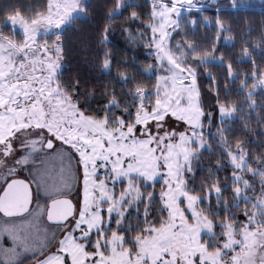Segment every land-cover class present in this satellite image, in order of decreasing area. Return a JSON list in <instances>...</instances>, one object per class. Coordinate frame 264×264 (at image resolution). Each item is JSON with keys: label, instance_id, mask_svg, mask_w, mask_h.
Returning a JSON list of instances; mask_svg holds the SVG:
<instances>
[{"label": "rangeland", "instance_id": "374dc122", "mask_svg": "<svg viewBox=\"0 0 264 264\" xmlns=\"http://www.w3.org/2000/svg\"><path fill=\"white\" fill-rule=\"evenodd\" d=\"M219 1L149 0L153 7L152 54L156 60L162 59L184 73L186 83L166 76L158 66V87L151 94L154 106L151 109L143 106L130 127L122 121L111 126L109 122L84 116L59 85L57 68L63 66L59 37L74 20L85 16L87 0H64L67 7H62L60 0H49L47 13L35 20L20 15L9 18L5 26L22 36L21 39L6 37L0 26V194L12 179H25L34 191V208L38 203L37 189L27 169L35 156L50 152L45 149L47 141L57 145L51 152L63 151V162L68 153L71 154L78 170V191L71 197L76 204V215L61 226L62 233L54 247L59 246L68 255L70 264H91L93 256L96 264L264 263V247H260L264 245V188L259 198L252 202L246 191L255 185L242 173L248 168L247 155L242 149L231 155V163L239 171L234 179L238 184L237 197L252 203L249 220L243 229L225 223L219 226L221 232L217 234L216 225L201 211L202 200L186 189L187 176L195 172L201 154L208 149L207 128L203 127L204 112L196 71L187 63L192 49L179 43L171 46V41L184 17L220 11L219 7H213ZM231 1L234 10L261 9L264 4V0ZM52 4L57 6L56 13H66L58 24L52 20L56 14L52 12ZM9 21L18 25L15 31ZM61 25L63 28L59 30ZM26 48L29 54L33 49L38 52L46 49L47 52L44 59L39 56L31 59L27 71L17 69L26 79V83L17 87L12 83L15 75L9 76L7 81L4 77L13 67L9 56L23 53ZM202 63L219 62L203 58ZM105 69L107 71L109 66ZM261 92L264 93V75L252 91ZM151 95L138 92L142 100ZM234 112L235 109L222 108L221 120H232ZM53 166L45 163L36 174L41 175L40 178L45 174L48 177ZM62 178L52 195H65L72 187V180H68L64 170L59 168L56 179ZM135 178L145 186L162 183L165 188L161 201L168 212V221L162 227L144 228L141 236L128 241L116 234L109 240L99 238L94 244L96 251L87 252V243L80 241L102 230L104 211L109 222L114 217L122 224L127 210L136 207L143 198ZM252 193L258 192L253 189ZM47 194H50L48 190ZM211 195L220 198L221 191L214 189ZM41 216L40 211L27 221L0 218V264H18L26 255L41 252L43 246L32 248L43 233L38 220ZM210 246L214 249L209 250ZM53 259L63 264V256ZM40 260L30 264H40Z\"/></svg>", "mask_w": 264, "mask_h": 264}, {"label": "trees", "instance_id": "16d2710c", "mask_svg": "<svg viewBox=\"0 0 264 264\" xmlns=\"http://www.w3.org/2000/svg\"><path fill=\"white\" fill-rule=\"evenodd\" d=\"M48 4L49 0H0V26L4 35L12 40L21 39L22 36L5 26L6 21L18 15L35 20L47 13ZM232 6L231 0H220L213 6L219 7L220 11H215L220 13L209 11L184 17L171 41V46L179 43L192 49L187 63L199 72L208 149L201 154L195 172L187 176L186 189L202 200L201 211L216 225L217 234L221 232L219 226L225 223L243 229L247 222L241 217L246 216L248 221L252 209L251 202L235 193L238 184L234 179L239 171L232 165L231 155L237 149L247 155L248 168L242 173L255 185L246 191L252 202L264 188V93H252L257 80L264 75V4L261 9L234 10ZM84 13L83 18L74 20L59 37L63 57V66L57 68L59 85L84 116L109 122L111 126L122 121L130 127L143 106L153 108L155 101L151 94L158 87V64L151 49L152 4L149 0H88ZM132 37L135 42H131ZM203 58L219 63L204 64ZM106 60L110 61L107 71ZM140 91L151 96L142 100L138 97ZM222 108L235 109V117L222 121ZM62 153V150L40 153L28 167V177L36 185L38 198L28 215L8 219L0 214L4 221H27L41 211L38 220L43 233L32 248L43 246V251L55 247L63 229L47 223L48 203L58 197H72L78 191L76 161L66 152L68 156L63 162ZM45 163L54 166L48 177L45 174L40 178L36 170ZM59 168L72 180V187L65 195H52L53 188L63 181L56 179ZM135 180L141 186L143 198L136 207L127 210L122 224L114 217L109 222L104 211L102 230L80 241L91 245V248L86 246L87 252L96 251L94 244L99 238L109 240L116 234L128 241L141 236L144 228L166 224L169 215L161 201L165 187L161 182L145 186L139 179ZM214 189L221 191L220 198L211 195ZM253 189L258 193H252ZM212 249L210 246L209 250ZM130 252L133 254V250ZM40 258V252L26 255L18 264L34 263Z\"/></svg>", "mask_w": 264, "mask_h": 264}, {"label": "water", "instance_id": "95a60500", "mask_svg": "<svg viewBox=\"0 0 264 264\" xmlns=\"http://www.w3.org/2000/svg\"><path fill=\"white\" fill-rule=\"evenodd\" d=\"M63 28L60 26L59 30ZM54 142L48 141L45 149L52 151ZM34 203L32 185L25 179H13L0 194V214L8 219L21 218L30 213ZM76 215V204L71 197H58L48 203L46 221L51 226H64ZM264 264V263H261Z\"/></svg>", "mask_w": 264, "mask_h": 264}, {"label": "snow or ice", "instance_id": "6c2138e0", "mask_svg": "<svg viewBox=\"0 0 264 264\" xmlns=\"http://www.w3.org/2000/svg\"><path fill=\"white\" fill-rule=\"evenodd\" d=\"M60 4L62 7H67V4H65L64 0H60ZM52 12L56 13V4H52L50 5ZM66 13L64 12H59L56 13L54 16H52V20L55 23H60L64 17H65ZM10 25L13 28V31L16 30V28L18 27V25H12V22L9 21ZM131 42H135V37L130 38ZM37 43H39V41H37ZM11 51V50H9ZM47 52V50L45 49L44 52H38L36 49H33L32 53L29 54L28 49L26 48L25 51L23 53L20 54H13L11 56H9V60L12 62V71L8 73V76L4 77V80L7 81L9 76H13L15 75V79L12 81V83L16 84L17 87L19 86V84L21 83H26V79L24 76L21 75V72L18 71L17 69L20 68L23 71H27V65L28 62L31 59H35L37 56H39L40 59H44V55ZM53 57L55 56V53L53 52ZM17 61H19V64H17ZM49 63L51 62V60L48 61ZM7 64V61L5 62ZM110 64L109 60L105 61V67H108ZM157 64L160 68V71L162 73H164L166 76H171V77H175L177 79V81L179 82H185L186 83V76L184 73L182 72H178L176 71L174 68H172L170 65H168L166 62H164L162 59H158L157 60ZM196 79H197V83L199 82V72L197 69V73H196ZM79 108H83L82 105H77ZM140 129L137 128V132L139 133ZM57 145L54 143L53 147H56ZM242 220H244L245 222H247V217H241ZM87 247L91 248V245H88ZM260 247H264V245H260ZM94 251V249H93ZM41 255V260H40V264H57V262L54 261V257L57 256H63V264H70L69 262V258L68 255L66 253H64L59 246H57L56 248H52L49 251H43L41 250L40 252ZM91 264H96V257L93 256L91 257Z\"/></svg>", "mask_w": 264, "mask_h": 264}, {"label": "crops", "instance_id": "0c3cea01", "mask_svg": "<svg viewBox=\"0 0 264 264\" xmlns=\"http://www.w3.org/2000/svg\"><path fill=\"white\" fill-rule=\"evenodd\" d=\"M88 1V0H87ZM84 17V16H83Z\"/></svg>", "mask_w": 264, "mask_h": 264}, {"label": "flooded vegetation", "instance_id": "af4514ba", "mask_svg": "<svg viewBox=\"0 0 264 264\" xmlns=\"http://www.w3.org/2000/svg\"><path fill=\"white\" fill-rule=\"evenodd\" d=\"M53 68H55V67H53Z\"/></svg>", "mask_w": 264, "mask_h": 264}]
</instances>
